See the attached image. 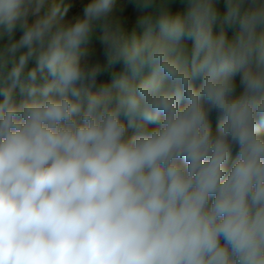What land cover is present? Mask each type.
Returning a JSON list of instances; mask_svg holds the SVG:
<instances>
[{"label": "clouds", "instance_id": "1", "mask_svg": "<svg viewBox=\"0 0 264 264\" xmlns=\"http://www.w3.org/2000/svg\"><path fill=\"white\" fill-rule=\"evenodd\" d=\"M0 264H264V0H0Z\"/></svg>", "mask_w": 264, "mask_h": 264}]
</instances>
